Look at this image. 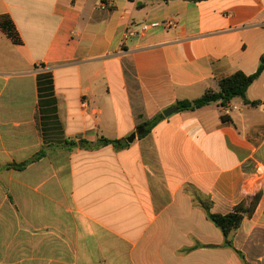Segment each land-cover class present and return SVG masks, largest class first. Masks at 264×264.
Masks as SVG:
<instances>
[{
	"label": "crops",
	"instance_id": "crops-1",
	"mask_svg": "<svg viewBox=\"0 0 264 264\" xmlns=\"http://www.w3.org/2000/svg\"><path fill=\"white\" fill-rule=\"evenodd\" d=\"M4 20L0 264H264V71L251 104L164 115L258 71L264 0H0ZM155 21L173 25L126 36ZM258 194L226 246L206 207Z\"/></svg>",
	"mask_w": 264,
	"mask_h": 264
},
{
	"label": "trees",
	"instance_id": "trees-1",
	"mask_svg": "<svg viewBox=\"0 0 264 264\" xmlns=\"http://www.w3.org/2000/svg\"><path fill=\"white\" fill-rule=\"evenodd\" d=\"M195 2L205 0H191ZM0 27L15 41L19 42L18 33L16 32L15 26L11 21L4 20L0 22ZM264 71V56L258 71L254 74L247 75L243 72H237L229 77H226L219 81V90H209L202 97L196 100H182L175 104L178 111H195L213 103H219L222 108H226L234 99L241 98L246 103H250L247 99V91L249 87L258 79V77ZM256 104V103H255ZM163 115H160L153 120L143 123L141 126L144 128V132L140 137H145L150 131L162 120ZM222 119L224 122L231 121V118L227 114H223ZM113 145L116 149L127 148L130 144L126 139L122 140H109L102 139L97 144H89L87 141L81 140L80 145L85 149L100 148L106 145ZM77 146L75 140H67L64 144V148L72 149ZM45 154L42 150L32 160L25 162L20 165H14L18 169H24L29 163L40 159ZM260 199V194L256 195L247 204L246 202L238 205L232 212L227 214H212L210 213L209 205L206 207L209 219L221 229L225 237V245L232 247V236L234 232L240 227L245 216H252L254 213L257 203Z\"/></svg>",
	"mask_w": 264,
	"mask_h": 264
},
{
	"label": "built area",
	"instance_id": "built-area-1",
	"mask_svg": "<svg viewBox=\"0 0 264 264\" xmlns=\"http://www.w3.org/2000/svg\"><path fill=\"white\" fill-rule=\"evenodd\" d=\"M107 7L108 6L106 4L103 5V8H107ZM163 25H165L168 28H171L173 24L167 23V22H158V21L142 23V24H140V26L138 28L137 27L130 28L127 31L126 36L129 37V36H135L137 34H146L151 29L159 28ZM233 108H236V107H233ZM224 110L227 114L230 113V111L232 110L231 105L229 104L226 108H224Z\"/></svg>",
	"mask_w": 264,
	"mask_h": 264
},
{
	"label": "water",
	"instance_id": "water-1",
	"mask_svg": "<svg viewBox=\"0 0 264 264\" xmlns=\"http://www.w3.org/2000/svg\"><path fill=\"white\" fill-rule=\"evenodd\" d=\"M178 111V108H176V107H172V108H169V109H167V110H165L164 111V115L166 116V117H168V116H170V115H172L173 113H175V112H177ZM135 137H136V134H132L129 138H128V142H133L134 141V139H135Z\"/></svg>",
	"mask_w": 264,
	"mask_h": 264
}]
</instances>
